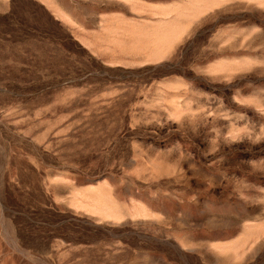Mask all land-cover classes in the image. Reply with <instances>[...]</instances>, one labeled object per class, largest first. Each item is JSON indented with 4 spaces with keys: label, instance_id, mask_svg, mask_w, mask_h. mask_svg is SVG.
<instances>
[{
    "label": "rangeland",
    "instance_id": "obj_1",
    "mask_svg": "<svg viewBox=\"0 0 264 264\" xmlns=\"http://www.w3.org/2000/svg\"><path fill=\"white\" fill-rule=\"evenodd\" d=\"M0 264H264V0H0Z\"/></svg>",
    "mask_w": 264,
    "mask_h": 264
},
{
    "label": "crops",
    "instance_id": "obj_2",
    "mask_svg": "<svg viewBox=\"0 0 264 264\" xmlns=\"http://www.w3.org/2000/svg\"><path fill=\"white\" fill-rule=\"evenodd\" d=\"M77 29L79 30L80 28L79 27H77ZM77 37V36H76ZM76 39H78V40H80V38L79 37H77ZM81 41V40H80ZM82 43V42H81Z\"/></svg>",
    "mask_w": 264,
    "mask_h": 264
}]
</instances>
